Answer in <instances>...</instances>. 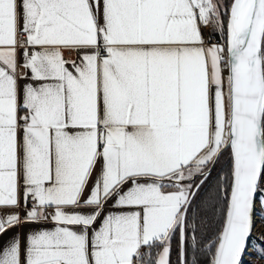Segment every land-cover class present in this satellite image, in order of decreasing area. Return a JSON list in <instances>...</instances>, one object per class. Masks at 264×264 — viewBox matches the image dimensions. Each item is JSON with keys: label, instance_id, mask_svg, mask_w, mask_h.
<instances>
[{"label": "snow or ice", "instance_id": "snow-or-ice-1", "mask_svg": "<svg viewBox=\"0 0 264 264\" xmlns=\"http://www.w3.org/2000/svg\"><path fill=\"white\" fill-rule=\"evenodd\" d=\"M258 260L264 0H0V264Z\"/></svg>", "mask_w": 264, "mask_h": 264}, {"label": "rangeland", "instance_id": "rangeland-1", "mask_svg": "<svg viewBox=\"0 0 264 264\" xmlns=\"http://www.w3.org/2000/svg\"><path fill=\"white\" fill-rule=\"evenodd\" d=\"M259 232H260V228H259V226H258V228H257V233H256V234H259ZM256 264H264V260H258V261L256 262Z\"/></svg>", "mask_w": 264, "mask_h": 264}]
</instances>
